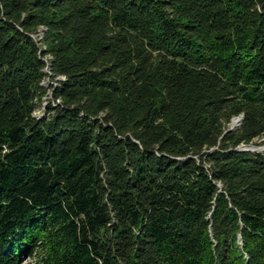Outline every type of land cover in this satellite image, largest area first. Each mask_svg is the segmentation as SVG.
Listing matches in <instances>:
<instances>
[{
	"label": "trees",
	"instance_id": "1",
	"mask_svg": "<svg viewBox=\"0 0 264 264\" xmlns=\"http://www.w3.org/2000/svg\"><path fill=\"white\" fill-rule=\"evenodd\" d=\"M263 136L264 0H0V264H264Z\"/></svg>",
	"mask_w": 264,
	"mask_h": 264
},
{
	"label": "rangeland",
	"instance_id": "2",
	"mask_svg": "<svg viewBox=\"0 0 264 264\" xmlns=\"http://www.w3.org/2000/svg\"><path fill=\"white\" fill-rule=\"evenodd\" d=\"M236 121L237 120H233L230 127H235L238 124ZM248 149L264 153V136L261 139L256 140L253 145L248 147ZM24 264H33V260H26Z\"/></svg>",
	"mask_w": 264,
	"mask_h": 264
},
{
	"label": "built area",
	"instance_id": "3",
	"mask_svg": "<svg viewBox=\"0 0 264 264\" xmlns=\"http://www.w3.org/2000/svg\"><path fill=\"white\" fill-rule=\"evenodd\" d=\"M46 72H48V69L46 68Z\"/></svg>",
	"mask_w": 264,
	"mask_h": 264
},
{
	"label": "water",
	"instance_id": "4",
	"mask_svg": "<svg viewBox=\"0 0 264 264\" xmlns=\"http://www.w3.org/2000/svg\"><path fill=\"white\" fill-rule=\"evenodd\" d=\"M235 120H237L236 122H238L239 119H235Z\"/></svg>",
	"mask_w": 264,
	"mask_h": 264
}]
</instances>
